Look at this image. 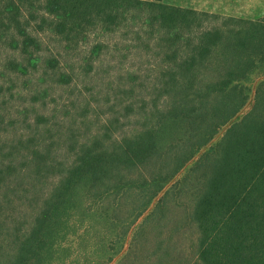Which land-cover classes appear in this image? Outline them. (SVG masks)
<instances>
[{"label":"trees","instance_id":"16d2710c","mask_svg":"<svg viewBox=\"0 0 264 264\" xmlns=\"http://www.w3.org/2000/svg\"><path fill=\"white\" fill-rule=\"evenodd\" d=\"M119 255L264 264V16L0 0V264Z\"/></svg>","mask_w":264,"mask_h":264},{"label":"crops","instance_id":"0c3cea01","mask_svg":"<svg viewBox=\"0 0 264 264\" xmlns=\"http://www.w3.org/2000/svg\"><path fill=\"white\" fill-rule=\"evenodd\" d=\"M164 3L194 8L225 16L256 19L264 16V0H162ZM259 10L258 15L253 16Z\"/></svg>","mask_w":264,"mask_h":264},{"label":"rangeland","instance_id":"374dc122","mask_svg":"<svg viewBox=\"0 0 264 264\" xmlns=\"http://www.w3.org/2000/svg\"><path fill=\"white\" fill-rule=\"evenodd\" d=\"M257 12H255L254 11V9H253V16L254 15H258L260 12H259V10H256ZM263 78H256L255 80H253L251 83H249L248 84V89H249V99H248V101H247V103H246V105L243 107V109L237 114V116H235L234 117V119L231 121V123L230 124H232V123H234V122H236V121H238V120H240L242 117H243V115L245 114V113H247L251 108H252V106H253V103H254V100H255V93H256V89H257V87H258V85H259V83H260V81L262 80ZM227 127L228 126H226L225 128H223L220 132H219V134L203 149V150H201L198 154H197V156H195L194 157V159L190 162V163H188V165L182 170V172H180L179 173V175L178 176H176V178H174L167 186H166V188L164 189V190H166L174 181H176L185 171H186V169L188 168V167H190L193 163H194V161L203 153V152H205L206 150H208L212 145H214L223 135H224V133L226 132V130H227ZM164 193V191L156 198V200H155V202L154 203H156L158 200H159V198L162 196V194ZM154 206V204L152 205V207ZM152 207H150L149 208V210H151V208ZM146 214L147 213H145L142 217H141V219H140V221L146 216ZM130 238V237H129ZM129 238H128V240H129ZM128 243V242H127ZM128 244H126V246H125V248H124V251H126V249H127V246ZM124 251H123V253H124ZM120 257V255L119 256H117L116 257V259L111 263V264H115L116 263V261H117V259Z\"/></svg>","mask_w":264,"mask_h":264}]
</instances>
